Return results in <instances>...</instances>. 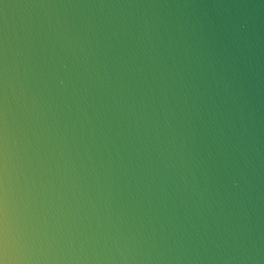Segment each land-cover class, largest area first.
I'll use <instances>...</instances> for the list:
<instances>
[{
	"label": "water",
	"instance_id": "water-1",
	"mask_svg": "<svg viewBox=\"0 0 264 264\" xmlns=\"http://www.w3.org/2000/svg\"><path fill=\"white\" fill-rule=\"evenodd\" d=\"M0 264H264V0H0Z\"/></svg>",
	"mask_w": 264,
	"mask_h": 264
}]
</instances>
